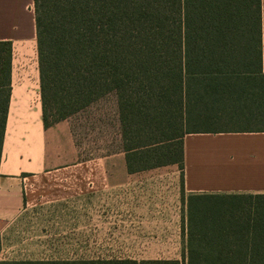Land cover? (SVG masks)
Segmentation results:
<instances>
[{"label": "trees", "instance_id": "trees-1", "mask_svg": "<svg viewBox=\"0 0 264 264\" xmlns=\"http://www.w3.org/2000/svg\"><path fill=\"white\" fill-rule=\"evenodd\" d=\"M34 15L45 127L115 95L129 171H183L189 134L264 131L219 128L264 118L261 0H34ZM13 57L0 41V164ZM223 201L189 198L185 264H264L261 231L258 257L210 255Z\"/></svg>", "mask_w": 264, "mask_h": 264}, {"label": "crops", "instance_id": "crops-1", "mask_svg": "<svg viewBox=\"0 0 264 264\" xmlns=\"http://www.w3.org/2000/svg\"><path fill=\"white\" fill-rule=\"evenodd\" d=\"M261 21L264 74V0ZM34 39V0H0V41H11L14 47L13 89L0 164V232L23 211L44 202L106 188L131 199L161 190L168 199L164 204H128L129 241H166L179 235L187 258L189 198L209 195L224 200L213 212L210 255L259 256L254 252L262 245L260 231L264 232V131L189 134L184 139L183 171L173 164L131 172L123 151L82 159L69 120L45 127L39 61L31 66L18 58L21 46Z\"/></svg>", "mask_w": 264, "mask_h": 264}, {"label": "rangeland", "instance_id": "rangeland-1", "mask_svg": "<svg viewBox=\"0 0 264 264\" xmlns=\"http://www.w3.org/2000/svg\"><path fill=\"white\" fill-rule=\"evenodd\" d=\"M21 47L18 58L35 65L36 40ZM68 120L82 159H102L123 149L115 95L99 100ZM219 128L264 129V118H239ZM115 163L117 160L112 159ZM165 194L152 190L131 199L128 194L120 197L113 188H106L30 207L0 232V264H185L179 235L166 241H129L128 204H164L168 201Z\"/></svg>", "mask_w": 264, "mask_h": 264}]
</instances>
